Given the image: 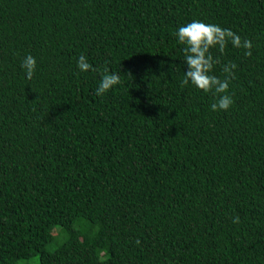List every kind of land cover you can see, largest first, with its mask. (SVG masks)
<instances>
[{"label": "trees", "instance_id": "trees-1", "mask_svg": "<svg viewBox=\"0 0 264 264\" xmlns=\"http://www.w3.org/2000/svg\"><path fill=\"white\" fill-rule=\"evenodd\" d=\"M193 19L251 42L212 49L227 111L180 84ZM37 257L264 264V0H0V264Z\"/></svg>", "mask_w": 264, "mask_h": 264}, {"label": "clouds", "instance_id": "clouds-1", "mask_svg": "<svg viewBox=\"0 0 264 264\" xmlns=\"http://www.w3.org/2000/svg\"><path fill=\"white\" fill-rule=\"evenodd\" d=\"M178 42L184 45V65L186 70L180 81L181 86L191 85L204 92H212L215 102L211 104L212 111H227L232 105V97L227 92L229 88L228 76L224 79L211 74L214 64L217 62L212 54V49L223 51L229 43L235 48L250 49L251 42L242 40L240 35L231 29L222 28L215 23H206L193 19L191 22L178 26L174 33ZM250 54V52H246ZM37 61L31 54H26L20 64L25 77L30 79L36 70ZM76 67L80 72L92 71L93 67L85 55H80L76 61ZM235 64L224 65L223 71L229 76ZM121 72H110L105 69L99 79L95 95L102 96L112 90L120 82ZM238 218H234L236 222Z\"/></svg>", "mask_w": 264, "mask_h": 264}, {"label": "rangeland", "instance_id": "rangeland-1", "mask_svg": "<svg viewBox=\"0 0 264 264\" xmlns=\"http://www.w3.org/2000/svg\"><path fill=\"white\" fill-rule=\"evenodd\" d=\"M28 264H38V257L36 259L31 260Z\"/></svg>", "mask_w": 264, "mask_h": 264}]
</instances>
